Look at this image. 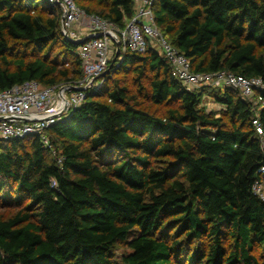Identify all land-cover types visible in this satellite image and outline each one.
<instances>
[{
	"label": "trees",
	"instance_id": "trees-1",
	"mask_svg": "<svg viewBox=\"0 0 264 264\" xmlns=\"http://www.w3.org/2000/svg\"><path fill=\"white\" fill-rule=\"evenodd\" d=\"M89 1L76 3L121 29L134 15V0H96L97 13ZM154 15L193 72L264 83V0H155ZM60 18L46 0H0V90L82 79ZM59 45L64 70L53 59ZM128 73L138 97L163 111L137 101L118 77ZM103 80L48 130L50 147L0 142V202L17 209L0 215V264H264V201L252 191L264 167V109L257 116L232 88L187 91L151 48L120 55ZM206 94L219 116L202 107ZM172 229L181 236L170 240ZM119 245L130 250L120 260Z\"/></svg>",
	"mask_w": 264,
	"mask_h": 264
},
{
	"label": "built area",
	"instance_id": "built-area-1",
	"mask_svg": "<svg viewBox=\"0 0 264 264\" xmlns=\"http://www.w3.org/2000/svg\"><path fill=\"white\" fill-rule=\"evenodd\" d=\"M60 11L61 34L66 42L80 43L77 56L83 70L82 79L54 87H43L36 81L0 90V142L38 138L50 147L48 130L81 107L88 92L104 83L111 61L127 52L143 55L151 48L169 63L172 76L189 92L203 87L232 88L253 106L255 113L264 109V99L256 95L264 90L259 78H245L227 71L196 73L190 61L163 35L156 25L155 0H134V15L121 29L97 15H88L76 0H46ZM118 55V57H117ZM192 89V90H191ZM253 125L259 135L263 129L258 120ZM252 187L255 196L264 201V167L258 171Z\"/></svg>",
	"mask_w": 264,
	"mask_h": 264
},
{
	"label": "rangeland",
	"instance_id": "rangeland-1",
	"mask_svg": "<svg viewBox=\"0 0 264 264\" xmlns=\"http://www.w3.org/2000/svg\"><path fill=\"white\" fill-rule=\"evenodd\" d=\"M42 1L43 0H40V2H42ZM89 2H90V4H86L87 7H88L87 9H89V11L94 12V13L102 11L103 8H102V6H100L98 1L90 0ZM79 4L81 5V4H84V3L79 1ZM53 52H54L53 59L59 63V65H60L59 69L60 70L66 69L64 67V65H63V62L65 63L67 61L68 56L65 53V51L62 49V47L60 45L59 46H55L54 49H53ZM118 77H120L122 79V83H126L128 85V87L130 88V90L133 93V95L135 97H138L139 86L136 83L135 76L132 75L131 73H128V74H123L122 76L119 74ZM63 83H65V82H63ZM203 89L209 90V92H211V93L218 92L220 90V88H213V87H203V88L201 87V88H197V89H194V90L191 89V90L193 92L199 93ZM255 99L258 100L257 97ZM137 101H139V103H141L143 105V107L148 108V109H150V110H152L154 112H158V111H163L164 110L163 107L156 106L152 102H150V97L148 95H145L144 97H138ZM202 107H205L207 113H213V114H216L217 116L220 115V113H221V111L223 109V107L220 104H218L214 100L213 96L210 95V94H206L203 97ZM16 211H17V209L14 208V206L9 207L6 204H3L2 202H0V215L8 217V216L13 215ZM169 234H170V238H171L170 240H172L173 238L177 239V237L181 236L180 232L176 231L175 229L170 230ZM178 240H180V241L183 240V237L178 238ZM205 241H207V240H205ZM196 243L197 242H195L192 245V247H195ZM224 243H225L226 247L229 248V249L233 245L232 239H229L228 236L225 237ZM129 252H130V250L127 247H125L123 245H119L116 248V254L115 255L120 260L122 255H124L126 253H129ZM255 253H256L257 256H260V254L262 253L261 248H257ZM187 264H191V263H187Z\"/></svg>",
	"mask_w": 264,
	"mask_h": 264
},
{
	"label": "water",
	"instance_id": "water-1",
	"mask_svg": "<svg viewBox=\"0 0 264 264\" xmlns=\"http://www.w3.org/2000/svg\"><path fill=\"white\" fill-rule=\"evenodd\" d=\"M90 39H92V38H90ZM90 39H86V40H84V41H82L80 43H77V45L84 44L85 42L89 41ZM117 57H118V55H117Z\"/></svg>",
	"mask_w": 264,
	"mask_h": 264
}]
</instances>
